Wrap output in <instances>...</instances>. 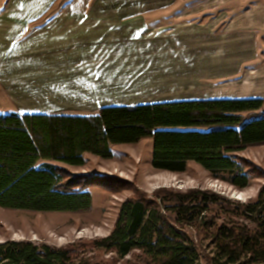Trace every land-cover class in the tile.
<instances>
[{
    "label": "trees",
    "instance_id": "16d2710c",
    "mask_svg": "<svg viewBox=\"0 0 264 264\" xmlns=\"http://www.w3.org/2000/svg\"><path fill=\"white\" fill-rule=\"evenodd\" d=\"M153 140L152 166L183 173L195 162L213 177L245 189L250 169L239 153L264 145V99H192L107 106L93 115L0 113V207L34 212H86L97 182L71 173L84 155L111 159V147ZM64 165V166H63ZM221 194L204 189L137 190L119 207L114 227L93 248L120 258L140 251L155 264H201L186 228L213 233L211 264H264V184L255 201L237 204L243 225L221 224ZM0 264H90L72 246L0 243Z\"/></svg>",
    "mask_w": 264,
    "mask_h": 264
},
{
    "label": "crops",
    "instance_id": "0c3cea01",
    "mask_svg": "<svg viewBox=\"0 0 264 264\" xmlns=\"http://www.w3.org/2000/svg\"><path fill=\"white\" fill-rule=\"evenodd\" d=\"M50 4L51 0H35L13 7L12 0H0V78L6 88L31 99V106L20 114L85 115L92 108L163 103L124 101L146 96L140 83L150 77L142 72L155 73L159 60L152 48L163 32L165 38L174 35L179 42L195 37V47L188 48H198L199 68L215 81L221 74H238L247 67L264 73V0H210L196 7L221 11L210 22L172 23L170 19L157 29L148 26L145 16L128 17L134 9L150 6L147 2H100L84 8L99 12H88L83 18L44 21L41 16ZM167 45L174 51L169 41ZM13 58L19 62L13 63ZM172 63L170 59L164 64L172 68Z\"/></svg>",
    "mask_w": 264,
    "mask_h": 264
},
{
    "label": "rangeland",
    "instance_id": "374dc122",
    "mask_svg": "<svg viewBox=\"0 0 264 264\" xmlns=\"http://www.w3.org/2000/svg\"><path fill=\"white\" fill-rule=\"evenodd\" d=\"M34 1L12 0V4L13 7L21 3L28 6ZM115 1L140 2L141 4L147 2L150 6L143 10L134 9L128 17L136 16V13L138 17L145 16L149 21L148 26L156 29L160 28L159 26L162 28L164 23L170 19L172 23H185L186 21L201 23L204 19L210 22L214 14L221 13L211 8L207 11L196 9L210 0H51L49 8L41 17L44 21L55 17L83 18L88 12H99V10H84V8L95 7L100 2ZM187 11H189L187 16L176 19V16L186 14ZM224 24H221L219 28H222ZM165 37L164 32L159 34L153 44L152 54L155 55L156 60H159L155 66V73H151L152 69L149 71L150 74L147 71L142 72V76L150 77L140 83V88H143L141 91L146 96L139 99H125V102L243 99L235 97L250 96H259L264 99V73L255 72L258 68H243L240 73L233 75L221 74L215 81L210 75L203 74V69L199 68L202 54L198 48L194 49L195 37L185 38L182 42H179L174 35L171 39ZM206 38L211 40V36ZM166 40L173 45L176 54L174 51L167 50ZM189 46L194 47L189 49ZM187 53L191 54V58L186 57ZM172 54L174 55L171 57ZM170 59L173 61L172 68L164 64H169ZM18 62L19 59L13 58V63ZM169 69L172 71H168ZM29 100L31 99L21 97L19 90L6 88L0 78V113L17 112L20 114L31 106ZM98 111L99 109L92 108L85 115H93ZM111 151L113 153L111 159L85 154L83 166H67L71 173L83 175L89 181L98 183V186L89 189L92 194L91 209L86 212L70 213L34 212L0 207V243L6 240H16L54 247L72 246L77 254L86 258L90 264H155L140 251H134L129 256L120 258L115 252L93 248L92 242L110 234L120 205L126 199L133 198L137 190L144 191L150 196L161 188L179 191L198 188L217 192L229 201H225L223 210L211 214L213 221L218 225L236 226L247 223L240 216L236 203L248 204L255 201L260 187L264 184V145L248 147L239 153L250 169V182L245 189H239L223 179L213 177L195 162H190L183 173L154 169L151 138L143 139L136 144L115 145L111 147ZM186 231L197 246L200 263L211 264L216 249L213 233L196 227L186 228Z\"/></svg>",
    "mask_w": 264,
    "mask_h": 264
}]
</instances>
